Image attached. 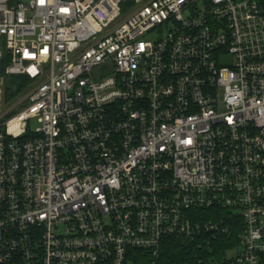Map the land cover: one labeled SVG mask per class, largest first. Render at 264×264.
Here are the masks:
<instances>
[{"label": "built area", "instance_id": "1", "mask_svg": "<svg viewBox=\"0 0 264 264\" xmlns=\"http://www.w3.org/2000/svg\"><path fill=\"white\" fill-rule=\"evenodd\" d=\"M0 66V264H161L214 208L199 264H264V0H0Z\"/></svg>", "mask_w": 264, "mask_h": 264}, {"label": "trees", "instance_id": "2", "mask_svg": "<svg viewBox=\"0 0 264 264\" xmlns=\"http://www.w3.org/2000/svg\"><path fill=\"white\" fill-rule=\"evenodd\" d=\"M1 65L5 67L2 60ZM29 83V79L24 75L5 76L3 83V95L5 102H9L22 94ZM202 219H226L231 225L230 232L220 234L216 238L208 239L199 247L196 243L166 238L161 247V264H199V258L204 262L209 260L221 261L228 250L238 245V235L241 231V221L238 216L228 211L220 209H198L196 211ZM132 255L136 259V264H148L149 253L143 250L133 251Z\"/></svg>", "mask_w": 264, "mask_h": 264}, {"label": "rangeland", "instance_id": "3", "mask_svg": "<svg viewBox=\"0 0 264 264\" xmlns=\"http://www.w3.org/2000/svg\"><path fill=\"white\" fill-rule=\"evenodd\" d=\"M4 104V109L7 110L8 106H10V103H3ZM40 125V122L38 121V119H34L31 121L30 123V127L31 130H35L38 126ZM241 247L240 245L235 246L234 248H231L230 250H228L226 255H233L236 254L237 251H240Z\"/></svg>", "mask_w": 264, "mask_h": 264}, {"label": "water", "instance_id": "4", "mask_svg": "<svg viewBox=\"0 0 264 264\" xmlns=\"http://www.w3.org/2000/svg\"><path fill=\"white\" fill-rule=\"evenodd\" d=\"M2 70H3V68H2V66H0V73L2 72Z\"/></svg>", "mask_w": 264, "mask_h": 264}]
</instances>
